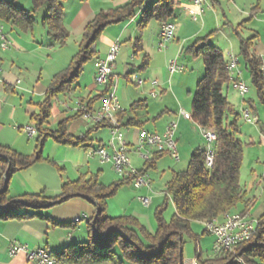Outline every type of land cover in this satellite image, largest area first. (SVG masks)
I'll list each match as a JSON object with an SVG mask.
<instances>
[{
    "label": "crops",
    "instance_id": "obj_1",
    "mask_svg": "<svg viewBox=\"0 0 264 264\" xmlns=\"http://www.w3.org/2000/svg\"><path fill=\"white\" fill-rule=\"evenodd\" d=\"M128 1H64L63 28L68 38L63 46H51L46 30L41 24V18L27 33H22L11 25L0 21V26L10 41L8 49H0V146L25 156L34 153V137L29 139L25 128L32 126L30 116L37 112V105L42 102L53 76L64 70L76 53L83 27L97 13L115 10L124 6ZM157 1L159 0H147L146 4H153ZM168 1L174 5L172 18L168 22L174 24L175 34L164 48H158L160 23L151 20L146 28L140 31L137 26L141 18V11H139L132 20L107 28L95 44L94 52L96 58H102L108 52L111 43L119 40L120 48L111 77L119 104L124 110H128L131 103L139 100L144 102V108L135 113H127L120 123L119 131L124 130L123 140L129 147V153H133L135 158L133 162L130 160L133 168L140 171L144 166V161L135 152L140 130L162 134L170 122H176L175 142L178 160L169 154H163L159 158L169 156L172 160L174 159L175 162L171 164L174 169L170 171L172 175V172L180 170V162L189 161L195 150L205 149V142L198 125L179 115L180 110L189 112L186 110V106L184 107L183 92L185 90L190 92L192 85H185V83L190 84V81L194 80V74L183 75L180 73L177 74L179 75L177 78H174L176 74L170 75L167 71L168 63L176 61L182 65L181 59L184 57L183 62L187 59L186 62L192 64L193 57L185 50L194 40L214 32L208 41L216 47L219 46L218 48L223 52L226 61L231 55L239 57V37L247 39L255 36L252 52L261 60L264 72V0H205L204 13L195 21L188 12L194 10L190 0ZM24 4L25 2L20 3L22 7L25 6ZM245 34L250 36L244 37ZM72 36L76 37L74 46L69 45ZM221 43L223 44L222 48L220 47ZM136 45H140L142 51L134 56L133 50ZM145 56H147V68L144 72H138L140 74L138 76L145 83L141 87H136L129 82L128 77L130 74L136 73L135 71L141 66ZM239 60L241 61L240 57ZM130 62L133 63V66L128 69L127 66ZM239 70L241 71L240 78L245 82L247 77L250 85L249 72L244 69L242 63H239ZM94 75L93 61V71L89 77V83L86 81L77 82L71 92L58 96L52 102L51 117L48 121L50 128H55L59 122L75 115L73 101L91 99L104 90V88L95 87L93 84ZM199 76H201L200 71L195 78L197 81ZM231 78L235 79L234 76ZM152 81L158 83L156 88L151 86ZM224 90L226 97L231 91L234 93L232 99L228 97L227 99L234 106L235 111V104L240 110L245 107L237 96L234 84L225 86ZM152 91L158 92L159 96L150 97ZM245 97V99L255 100L254 91L252 95ZM100 103L101 99L91 104V110L98 109ZM189 104L188 108L191 106ZM252 115L257 118L258 124L249 125H252L253 129H257V138L254 141L251 139L254 134L249 137L243 133L244 143H246L244 157L247 156V151H252L253 154L247 167V181L242 184L240 180V183L245 188L248 197L254 200L253 206L245 214L257 220L264 212V107L257 105ZM128 119H134L137 125H124ZM92 126L93 124L81 118H74L67 123V132L74 138H80ZM108 131L109 136L106 139L98 137L95 145L91 135V148L97 147L98 143L108 144L111 138L110 129ZM95 134L97 135L98 131ZM43 158L52 163L45 161L36 163L12 176L8 183V200H18L23 195L58 197L64 183L74 181L79 177L89 178L94 175H97L100 181L105 177L107 171L113 170L110 164H98L95 162L96 158L87 157L84 149L61 146L51 140H48L44 145ZM95 170L97 171L95 172ZM2 176L0 168V180ZM145 176L149 179L147 173ZM149 181L150 184L153 182L150 179ZM128 186L137 191L141 190V196H148V193L152 191V187L148 190L146 188L135 189L132 184H128ZM132 195L134 192H130V197ZM118 197L117 194L115 198L108 199L106 202V207L111 211L110 217L113 218L130 214V208L133 205L126 203L123 198L117 200ZM128 198L127 195V200ZM134 199L137 202L136 197ZM153 200L154 198L151 199L150 205ZM90 210L93 211V205L89 201L83 198H74L62 203L61 206L55 205L37 211L22 207L16 211L19 214H41L43 218L38 216L23 220L0 218V264H29L23 254L14 257L8 255L7 247L12 241L25 244L33 249H45L52 255L72 243L86 242L89 237L86 223L94 212ZM237 211L239 210L237 209ZM89 212L91 215L88 214ZM82 215L84 216L83 220L77 221ZM51 221L62 223L76 221L83 223L82 221H85V225L84 227L82 224L75 227L69 226V228L53 227Z\"/></svg>",
    "mask_w": 264,
    "mask_h": 264
},
{
    "label": "trees",
    "instance_id": "obj_2",
    "mask_svg": "<svg viewBox=\"0 0 264 264\" xmlns=\"http://www.w3.org/2000/svg\"><path fill=\"white\" fill-rule=\"evenodd\" d=\"M29 1L32 7L27 11L17 4L16 0H0V21L27 33L36 24V14L43 10L41 24L51 41V46H63L68 38L63 28V2L66 0ZM146 2L147 0H129L120 8L97 13L85 24L76 53L68 66L53 76L42 102L37 105V112L30 116V123L36 131L32 155H21L0 146V168L3 173L0 180L1 219L23 220L33 216L43 218L41 214H19L16 211L22 207L35 211L46 209L74 198L86 199L93 205V215L86 223L89 230L88 240L72 243L56 254H50L61 264H182L184 237L198 243L201 236L208 235L205 230L201 236L193 233V222L222 220L224 215L234 212L245 214L254 204V200L248 197L240 183V169L246 146L239 137L241 114L235 111L224 92L225 86L231 83L235 86L236 79H232L227 71L228 61L225 60L223 52L208 41L214 32L194 40L185 50L193 58H200L204 67L203 75L192 93L190 115L198 128L213 130L215 134L216 139L212 145L213 164L207 168L205 149H197L190 156L186 170L172 172L164 192L165 197H170L175 208L169 222L164 221L161 215L163 209L159 207L155 212L157 228L153 234H149L132 216L113 218L104 214L107 200L116 195L122 186L132 184V177L109 185L102 184L97 175L89 178L79 177L64 183L58 197L23 195L18 200L7 199L8 183L15 173L36 163H52L43 158V148L48 140L61 146L87 151L91 148V133L100 129H112L106 122L99 123L93 125L82 137L74 138L67 132V123L71 119L81 118L80 114L75 113L74 116L59 122L55 128H50L48 121L51 117V105L58 96L74 89L86 63L98 59L94 52L95 44L107 28L132 20L139 11L141 18L137 26L140 31L144 30L151 20L161 24L172 18V2L159 0L149 5ZM254 39L255 36L247 39L239 37L238 53L241 58L239 63L249 72L250 87L255 94V100H243L245 107L252 113L257 105L264 107V72L261 60L252 52ZM141 51V46L136 45L133 55L136 56ZM147 65L145 56L137 72H144ZM112 86L110 78L98 96L80 102L91 109V104L102 100ZM144 106L143 101H135L128 110L119 113L116 116L117 129H120V123L127 113H135ZM134 121L128 119L124 125H137ZM102 146L105 145L97 144V147ZM163 154L154 153L152 158L144 162L143 169L138 173L145 175L147 170L154 169L157 159ZM51 223L53 227L69 228L75 227L77 221ZM139 231L144 233L145 238ZM114 248L119 250L120 256L113 251ZM196 260L198 264H264V212L257 218L255 232L248 240L237 244L230 251L212 254L204 260L201 259V250L198 248Z\"/></svg>",
    "mask_w": 264,
    "mask_h": 264
},
{
    "label": "built area",
    "instance_id": "obj_3",
    "mask_svg": "<svg viewBox=\"0 0 264 264\" xmlns=\"http://www.w3.org/2000/svg\"><path fill=\"white\" fill-rule=\"evenodd\" d=\"M194 10H189V14L192 15L194 21L203 15L205 0H190ZM175 34V26L170 22H164L160 24L159 28V42L158 48L162 49L164 46L173 39ZM10 46V41L7 35L4 33L3 28L0 26V49L6 50ZM120 48L119 40H115L109 46L108 52L102 58H98L94 61L95 75L94 85L95 87L105 88L109 83V79L113 75V68ZM239 57L230 56L227 65V71L230 76H234L236 79L235 89L237 95L242 99L248 93V87L246 83L240 78L241 71L239 70ZM183 67L176 61H170L167 65V71L170 75L183 72ZM129 82L136 86L141 87L145 81L140 78L136 73L129 75ZM1 82V78H0ZM151 86L156 88L158 83L156 81L151 82ZM157 93L150 92V97L154 98ZM123 108L119 104V100L116 96V90L114 85L101 100V103L96 110L88 109L87 106L77 101L74 104V112L80 114L81 119L89 122L90 124L108 123L112 126L110 130L111 138L105 146L90 148L86 151L87 157L97 158L100 164H110L120 178L132 177V186L135 189L146 188L150 190L151 184L147 180L145 175H140L138 170L132 167L130 159L128 157L129 147L125 144L123 136L117 129V115L123 112ZM241 119L248 124H256L257 118L253 116L248 108H242ZM179 115L185 120H191V115L182 110L179 111ZM176 122H170L162 134L150 133L144 129L139 132L138 144L135 147V152L142 161H147L154 153L169 154L175 160H178L175 130ZM200 134L203 141L206 144L205 147V164L207 168H210L213 164V150L212 145L216 139L213 130L200 128ZM26 135L29 139L33 138L36 134L35 129L32 126L25 128ZM137 201L143 207H149L151 198L137 197ZM84 216L78 218L77 221L83 220ZM201 224L204 230L214 238L212 243V254H218L222 251H230L237 244L248 240L255 232L257 220L251 218L247 214H240L237 212L224 215L222 220H210L202 221ZM7 253L10 257H14L18 254H23L26 261L29 264H60L58 262L50 261V253L42 248H30L25 244L12 241L7 247ZM185 264H197L196 259L184 262Z\"/></svg>",
    "mask_w": 264,
    "mask_h": 264
},
{
    "label": "rangeland",
    "instance_id": "obj_4",
    "mask_svg": "<svg viewBox=\"0 0 264 264\" xmlns=\"http://www.w3.org/2000/svg\"><path fill=\"white\" fill-rule=\"evenodd\" d=\"M25 2V6L23 8H25L27 11L28 10H31V3L29 0H17L16 3L17 4H20V3H24ZM43 14V10L39 11L37 14H36V21L38 22L41 18ZM250 35L248 34H245L244 37H249ZM75 36H72L70 37V40H69V45L70 46H74V44L76 43V40H75ZM78 41V40H77ZM220 45V44H219ZM223 44L221 43L220 47L222 48ZM219 47V46H218ZM192 60L194 61L192 64L190 63H187V59L185 62L184 61V57H182L181 59V62H182V67H184L183 69V75L184 74H194V80L192 79L190 81V84L189 83H185V85H192L190 86V92L185 90L183 92V97H184V107L186 106V110L189 111L188 113L191 114V106H189L188 108V104L190 103L191 104V99H192V93L194 92V89H195V86H196V82L197 80L195 79L196 78V75L197 73L200 71V75L199 76V79L202 77L203 75V71H204V67H203V63L201 61L200 58H192ZM192 62V61H190ZM135 63H136V59H135ZM198 64V65H197ZM133 66V63L130 62V64L128 63V66L127 68L130 69L131 67ZM92 71H93V61H90L88 63H86L84 65V68H83V72L81 74V76L79 78H77V82H80V81H86L87 83H89V77L90 75L92 74ZM137 75H140L137 71H135ZM177 74H180V73H176V75H174V78H177L179 75ZM247 76V75H246ZM75 83V84H76ZM176 83V82H175ZM245 83L247 85V87L249 88V93L248 95H252L253 94V90L251 89L250 85H249V82L247 80V77H246V80H245ZM94 84V83H93ZM82 91L84 92V88L82 86ZM225 91V90H224ZM82 92V93H83ZM157 93V96H159L158 92ZM246 95V96H248ZM232 96H234V93L231 91L227 97L229 99H232ZM239 96V95H237ZM159 98V97H158ZM240 100H241V103L243 102V99L239 96ZM246 98V97H245ZM244 98V99H245ZM158 100V99H157ZM246 100V99H245ZM77 101H73L72 102V105H74ZM189 104V105H190ZM235 108H236V112L239 113L241 110L238 106H236L235 104ZM190 109V110H188ZM252 125H249V124H246L243 120L240 121V139L244 142L245 141V137L243 135V133L247 134L249 137L251 134H254V136L251 138L252 140H256L255 138H257V133H256V130L255 128L253 129V126L251 127ZM94 134H90V136L92 135V141H94V145L96 144V141H97V138L100 137V138H103V139H106L108 136H109V131L108 129H100L98 130V134L96 135L95 132H93ZM120 133L122 134L123 136V133H124V130H121ZM89 136V138H90ZM95 138V139H94ZM257 143V142H256ZM205 147H206V144H205ZM246 150V149H245ZM246 152V151H244ZM133 153H128V157L130 160H132V162L135 160V158L133 157L134 155H132ZM253 152L252 151H247V156L244 157L243 159V163H242V167L240 169V179H241V183L243 184L244 182L247 181V178H246V173H248V165H249V159L251 158ZM153 155V154H152ZM95 162H97L99 164V161L98 159L96 158L95 159ZM175 162L174 159L172 160L169 156H164L163 158L159 159L157 162H156V166L154 169H149L147 170V175H148V178L150 180H152L153 182H151V187H152V191H150L148 194V196H143L142 197H149V198H154L153 200V203L149 206V207H143L138 201V203L135 201V197H140L141 196V190L137 191V190H134L131 186L129 188L128 185H124L122 186L118 192L116 193V195H114L112 198H115L118 194V198L117 200H121L122 198L126 201V203H129V204H133L132 207L130 208V214L128 213V215L126 216H132L134 218H136L139 222V225H141L149 234H153L157 228V222H156V219H155V212L157 209H159V207H161L163 210H162V218L164 219V221L166 222H169L171 220V217L173 216L174 214V207H173V203H172V200L170 199L169 196H166L165 197V185H166V182L170 179L171 177V169H174L171 167V164ZM187 164H188V161L186 162H180L179 163V171H184L186 170L187 168ZM97 170H95L96 172ZM112 176V177H111ZM147 179V180H149ZM120 180V178L116 175V173L112 170V171H107L106 172V175L103 179H100V181L106 185H109L115 181H118ZM122 188L123 191H120ZM123 192V193H120V192ZM130 192H134V195H132V197H130ZM127 195H128V200H127ZM110 198V199H112ZM62 205V204H61ZM61 205H58V206H61ZM92 207V206H91ZM110 210V209H109ZM108 208L106 207V210L104 212V214L106 216H109L111 215V211H109ZM91 212H93L92 210H90ZM89 212L88 214L91 215ZM83 223H78V224H75V226H79L82 224V227H84V223L85 221H82ZM77 229V228H76ZM88 230V229H87ZM191 230L193 233H195L196 235L198 236H201L203 234V230H204V227L201 223L199 222H193L191 224ZM89 231V230H88ZM207 233V232H206ZM139 234H141V236L143 238H145L144 236V233L140 232L139 231ZM208 234V233H207ZM146 240V239H145ZM184 241H185V244H184V247H183V261H182V264H185L184 262H187V261H191V260H194V259H197V251H198V248L201 247V259H205L207 257H210L212 255V251H211V248H212V243L214 241V238H212L211 235H203L200 237V240L198 243H195L194 241H192L191 239H189L188 237H184ZM118 256H120V252L117 248H114L113 250ZM197 264H198V261L196 260Z\"/></svg>",
    "mask_w": 264,
    "mask_h": 264
},
{
    "label": "bare ground",
    "instance_id": "obj_5",
    "mask_svg": "<svg viewBox=\"0 0 264 264\" xmlns=\"http://www.w3.org/2000/svg\"><path fill=\"white\" fill-rule=\"evenodd\" d=\"M50 261H51V262H56V260H55L54 258H52L51 255H50ZM60 264H61V263H60Z\"/></svg>",
    "mask_w": 264,
    "mask_h": 264
},
{
    "label": "water",
    "instance_id": "obj_6",
    "mask_svg": "<svg viewBox=\"0 0 264 264\" xmlns=\"http://www.w3.org/2000/svg\"><path fill=\"white\" fill-rule=\"evenodd\" d=\"M5 186H6V183H5Z\"/></svg>",
    "mask_w": 264,
    "mask_h": 264
}]
</instances>
